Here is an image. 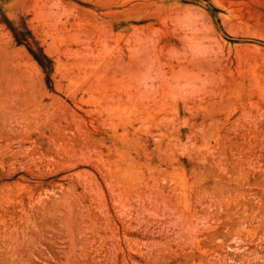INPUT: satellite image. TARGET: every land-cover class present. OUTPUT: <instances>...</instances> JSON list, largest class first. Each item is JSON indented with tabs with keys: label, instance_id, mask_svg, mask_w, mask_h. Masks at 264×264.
Returning <instances> with one entry per match:
<instances>
[{
	"label": "rangeland",
	"instance_id": "374dc122",
	"mask_svg": "<svg viewBox=\"0 0 264 264\" xmlns=\"http://www.w3.org/2000/svg\"><path fill=\"white\" fill-rule=\"evenodd\" d=\"M0 264H264V0H0Z\"/></svg>",
	"mask_w": 264,
	"mask_h": 264
}]
</instances>
